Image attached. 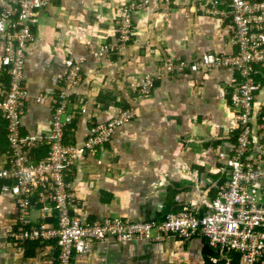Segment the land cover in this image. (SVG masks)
<instances>
[{"label":"crops","instance_id":"1","mask_svg":"<svg viewBox=\"0 0 264 264\" xmlns=\"http://www.w3.org/2000/svg\"><path fill=\"white\" fill-rule=\"evenodd\" d=\"M134 4L132 38L120 46L119 11ZM4 5L0 0V9ZM229 6V0H52L36 13L34 41L24 64L27 101L20 127L23 136L41 141L26 149L27 155L28 149L37 151L30 153L34 162L47 148L42 143L52 118L48 97L62 89L66 60L82 59L81 81L68 106L73 119L64 137L69 145L82 147L92 128L113 119L120 109L136 111L108 143L68 169L76 197L73 214L83 221L109 217L149 222L183 206L200 213L209 210L226 163L216 153H230L228 144L237 135L230 84L238 75L223 67L180 75L159 70L167 58L192 64L208 54L234 51ZM105 46L113 48L99 56ZM3 53L0 37V57ZM145 74L155 78L148 96L141 94ZM259 79L264 87V76ZM0 83H9L1 65ZM257 101L264 104V88ZM7 133L0 116V168L10 164ZM6 184L10 182L0 179V264H58L55 239L22 248L10 239L18 211L16 197L2 190ZM26 220L28 226L58 227L51 203L34 201ZM206 242L203 237L128 243L110 239L95 243L87 254H74L70 264H206Z\"/></svg>","mask_w":264,"mask_h":264},{"label":"built area","instance_id":"2","mask_svg":"<svg viewBox=\"0 0 264 264\" xmlns=\"http://www.w3.org/2000/svg\"><path fill=\"white\" fill-rule=\"evenodd\" d=\"M50 1L4 0L5 5L0 9L4 49L0 65L9 75L8 85L0 83V116L7 123L10 145V164L0 168V179L10 182L2 190L16 197L18 211V224L10 231V239L19 248L28 242L55 239L58 264H70L74 254H87L95 243L110 239L128 243L134 239L164 241L170 237L180 240L203 237L213 249L241 254L245 264L264 263V104L257 101L264 88L259 79L264 76V0H229L231 42L235 47L231 53L208 54L192 64L167 58L160 68L159 72L170 75L198 72L203 67L233 69L238 76L230 84V105L237 135L235 142L228 144L230 153H216L226 162L222 169L223 183L207 212L183 206L163 220L149 222L109 217L83 221L71 212L76 207V197L67 181L68 169L87 153L103 147L116 128L136 117L134 109L122 108L113 119L95 125L82 147L64 144L66 127L73 119L68 114L69 101L81 81L82 59L66 60L62 89L48 97L52 118L42 143L48 148L47 155L37 163H32L27 155L26 149L41 141L23 136L20 131L27 101L23 89L25 57L34 41L32 27L36 13ZM135 8V4L120 8L117 28L120 46L132 38ZM112 48L102 47L99 56H107ZM154 79L152 74H145L143 96L151 93ZM44 100L46 95L38 97L39 102ZM34 201L55 206L56 229L28 226L26 216ZM211 261L218 264L216 257Z\"/></svg>","mask_w":264,"mask_h":264},{"label":"trees","instance_id":"3","mask_svg":"<svg viewBox=\"0 0 264 264\" xmlns=\"http://www.w3.org/2000/svg\"><path fill=\"white\" fill-rule=\"evenodd\" d=\"M65 133H64V135H65ZM7 137H8V133H7ZM64 144L69 145V143H67L65 137H64ZM9 147H10V145H9ZM31 151H32L31 149H28V155H29L28 157H29V159L31 160L32 163H37V162H39L41 159H43L47 155L48 148H46V149L44 148L43 151L41 150V152H40L41 155L39 156V158H41V159L38 160V161H35V162L32 160V157H31L30 153L31 154H33V153L35 154L37 151H35V150L32 151V152ZM222 183H223V180L220 182V186L222 185ZM220 186L218 187V189L220 188ZM218 189H217V191H218ZM34 199H36V198H34ZM181 209H182V207L179 208L176 212L180 211ZM168 213H169L168 211H165V214L163 216H161L158 219V221L165 219L166 216L168 215ZM204 255H205L204 257H205V260H206V264H213L212 261H211L212 257H216V258L219 259L218 260V264H240V261H242L241 254L236 253V252H228V251L220 252L218 250H215V249L211 248V246L209 245L208 241L206 242ZM256 264H264V263L259 262V263H256Z\"/></svg>","mask_w":264,"mask_h":264}]
</instances>
